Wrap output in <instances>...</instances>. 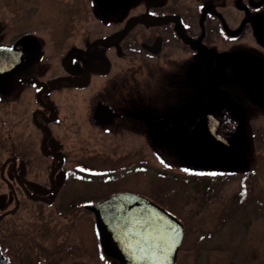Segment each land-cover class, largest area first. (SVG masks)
I'll return each mask as SVG.
<instances>
[{
  "label": "rangeland",
  "instance_id": "rangeland-1",
  "mask_svg": "<svg viewBox=\"0 0 264 264\" xmlns=\"http://www.w3.org/2000/svg\"><path fill=\"white\" fill-rule=\"evenodd\" d=\"M183 1H188L189 19L196 18L192 16L197 11L196 5L205 2L209 8L222 13L231 32L248 16L244 8L246 0ZM152 2L0 0V22H4L9 40L21 39L24 32L31 33L37 49L35 71L42 81L36 84L40 95L41 88L46 92L50 87L47 81L52 76L64 72L60 59L64 46H82L86 38L92 40L105 31L120 29L124 20L135 13L145 19L149 15L145 7ZM106 18L111 24L103 22ZM256 30L254 37L252 32L245 33L229 45L241 43L235 49L232 47L233 50L244 51L249 47L264 54V25L257 26ZM42 44L44 50L39 49ZM194 47H198L196 42ZM228 48V54L222 56L201 48L193 52L190 64H183L191 56L189 51L174 43L165 50L168 55L164 52L158 59L139 52L135 55L120 47L111 48L106 52L112 58L110 70L103 67L95 71L84 88L59 81L49 94L60 105L65 122L71 125L66 130L63 125L54 124L55 133L64 138L71 150L80 145L71 157L76 160L89 156L96 168L102 169L90 175L94 189L89 197L102 199L104 195L134 188L156 199L181 219L185 230L175 264H264V67H245L239 73L231 66L230 53L234 51ZM99 71L108 72L100 74ZM202 76L207 81L194 82V77ZM254 77L259 81L253 82ZM12 82H5V87L9 88ZM203 86L212 90L206 94ZM20 93V97L14 92L6 98L10 100L7 105L0 104V139L11 129L20 147L34 153L39 149V132L31 125L28 110L22 117L16 113L20 102H15L20 98L31 99L33 95L28 88H21ZM99 100L108 101L119 113L129 112L123 116L118 113L111 127L96 125L91 115ZM204 112L228 116L223 118L226 119L224 126L228 124L225 133L242 158L237 169L228 173L220 169L201 171L185 161L186 137L193 120ZM163 115L170 116L172 124L157 132L153 120ZM4 116L11 117V126L1 122ZM75 120H84L85 135L73 133ZM131 161L141 167L134 168ZM80 219V224L67 230V234L80 236L82 233L84 257L79 263L60 264H117L116 259L102 250L101 244V257L94 262L96 229L94 224L91 227L88 215L81 213ZM40 237L48 241L52 232Z\"/></svg>",
  "mask_w": 264,
  "mask_h": 264
},
{
  "label": "flooded vegetation",
  "instance_id": "flooded-vegetation-1",
  "mask_svg": "<svg viewBox=\"0 0 264 264\" xmlns=\"http://www.w3.org/2000/svg\"><path fill=\"white\" fill-rule=\"evenodd\" d=\"M101 1L106 3L114 0ZM151 1L153 4L145 7L149 14L145 19L135 13L124 20V25L120 29L116 27L111 31H105L101 36L92 40L86 38L82 46L76 44L69 48L68 44L64 46V52L60 57L64 72L52 76L47 81L50 87L46 92H42L44 89L41 88L40 95L36 92V84L37 82L40 84L42 81H39L41 78L38 79L39 74L37 73L39 72L35 71L38 66L34 60L37 49L31 33L24 32L21 39L9 40L6 38L8 33L5 32L7 29L4 28V22H0V50L1 47L5 50L9 49L7 60L0 61L2 63L0 64V104L7 105L10 100L6 101V98L13 96L14 92L20 97V89L28 88L33 97L31 99H16L15 102H20L16 113L22 117L24 111L28 110L27 117L31 125L39 132V149L34 153L20 147L16 133L11 129L3 133L0 139V158H2L0 160V180H2L0 182V264L79 263L84 257L82 233L80 236L68 235L67 230H71L72 227L75 229L80 224L81 213L88 215V218L91 219V227L94 224L96 229L97 237L95 236L93 239L95 242L92 250L94 262L101 257L97 219L94 210L87 204L101 199H95L89 195L94 189L92 184L94 180L90 175L98 173L102 169L98 170L91 157L88 158L89 156L87 158L78 157L76 160L72 158L71 153L76 152L80 145L76 150L75 147H72L71 150V147L68 148L65 145L64 138L55 133L54 124H61L66 130L71 127L70 123L65 122L66 116L60 111L58 102L49 97L50 91L57 82L61 81L64 85L84 88L89 82V77L95 71L103 69V67L110 70L112 58L106 55V52L115 47H120L135 55L139 52L158 59L174 43L180 45L182 50L189 51L188 53L191 55L190 58L185 59L183 64H190L191 61L193 63V52L197 53L201 48L203 51H214L216 56H222V54H228V46L234 49L235 46H241V43L233 46L229 44L239 41L245 33L252 32L254 37L257 31L256 27L264 25V0H246L244 8L248 12V16L232 32L222 13L209 8L205 2L196 5L197 11L192 15L193 18L196 15V18L192 20L189 19L191 14H187L190 8L188 1ZM255 10L257 12H254ZM132 20L136 21L135 24L129 23ZM103 22L106 25L111 24L107 18ZM195 42L198 44L196 48L194 47ZM220 46L226 48L221 49ZM233 48L234 52L230 53L233 62L231 66H235L239 73L245 67L250 69L264 67L262 52L249 47L244 51L233 50ZM39 49L44 50L43 44ZM244 53L245 58L242 57ZM203 57L209 58L208 56ZM209 63L211 62L209 61ZM209 63L207 67L211 69ZM10 80L13 81V84L9 88L5 87V82ZM196 80L203 83L207 81V77H194V82ZM252 81L257 82L259 78L254 77ZM43 82L46 83L44 80ZM203 89L206 94L212 90L208 86H203ZM197 91L200 92L201 89H197ZM42 94L46 95L42 96ZM221 97L223 98V96ZM101 102L108 106L98 108ZM127 106L129 107V105ZM93 111L91 115L93 123L104 126V128L114 125L119 113L116 107L103 100L97 101ZM128 112L119 114L123 116ZM214 115L219 119L217 131L227 137L225 131L228 124L224 126L226 119L223 120V118H228V116L219 115L217 112ZM199 116H196L197 118L192 123ZM10 118L4 116L1 122L9 127L12 122ZM156 119L153 120V126L157 132L168 128L157 129L155 127ZM171 120L173 121L172 118ZM118 124L123 125L124 123L119 122ZM74 126V134L81 132L85 135L87 133V125L84 120H75ZM131 162L134 168L141 167L140 164L136 165L133 161ZM105 169L108 167L105 166ZM131 190L164 207L145 193L142 194L134 188ZM108 195H104V197ZM49 231L52 232V238L48 241L44 238L45 241H43L44 236L40 237V235L48 234Z\"/></svg>",
  "mask_w": 264,
  "mask_h": 264
},
{
  "label": "water",
  "instance_id": "water-1",
  "mask_svg": "<svg viewBox=\"0 0 264 264\" xmlns=\"http://www.w3.org/2000/svg\"><path fill=\"white\" fill-rule=\"evenodd\" d=\"M0 51V61L4 62L9 49L1 47ZM107 106L101 102L98 108ZM171 122L169 116H162L155 120V127L161 130ZM218 124L219 119L210 112H204L193 123L183 148L187 164L223 170L240 166L241 154L217 131ZM87 205L95 212L103 250L119 264H175L184 225L169 210L128 190Z\"/></svg>",
  "mask_w": 264,
  "mask_h": 264
},
{
  "label": "snow or ice",
  "instance_id": "snow-or-ice-1",
  "mask_svg": "<svg viewBox=\"0 0 264 264\" xmlns=\"http://www.w3.org/2000/svg\"><path fill=\"white\" fill-rule=\"evenodd\" d=\"M185 171H187V170H185Z\"/></svg>",
  "mask_w": 264,
  "mask_h": 264
}]
</instances>
